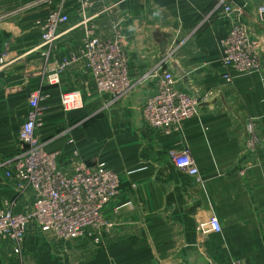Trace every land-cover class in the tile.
I'll list each match as a JSON object with an SVG mask.
<instances>
[{
    "label": "crops",
    "instance_id": "1",
    "mask_svg": "<svg viewBox=\"0 0 264 264\" xmlns=\"http://www.w3.org/2000/svg\"><path fill=\"white\" fill-rule=\"evenodd\" d=\"M37 2L0 0V56L6 55L0 66V209L16 196L1 164L18 152L30 95L41 85L46 98L38 134L47 149L62 151L63 166L76 150L91 166L106 163L121 177L119 204L132 205L117 215L108 212L115 227L97 245L91 238L63 242L31 225L21 246L0 240V264H264V72L223 65L222 40L233 21L218 0H129L103 18L109 28L124 21L133 79L154 72L169 48L149 32H185V45L170 65L178 88L200 100L199 113L170 135L143 119L154 80L116 103L97 93L83 62L70 66L59 84H42L45 50L37 48L35 21L46 11ZM234 2L243 24L264 43V20L255 10L264 0ZM83 33L76 28L65 34L56 56L79 53ZM69 91L81 92L83 112L62 111L60 96ZM96 111L100 115L92 116ZM72 121L78 123L70 126ZM184 149L191 152L199 180L169 156ZM31 201L30 193L23 196L16 211ZM211 216L219 218L220 234L198 230L208 227Z\"/></svg>",
    "mask_w": 264,
    "mask_h": 264
},
{
    "label": "built area",
    "instance_id": "2",
    "mask_svg": "<svg viewBox=\"0 0 264 264\" xmlns=\"http://www.w3.org/2000/svg\"><path fill=\"white\" fill-rule=\"evenodd\" d=\"M128 1L38 0L37 6L46 11L44 17L35 21L40 32L37 48L45 50L46 60L39 76L43 79L42 84L57 85L70 66L83 62L94 79L97 93L108 97L111 103L127 98L138 85L154 80L156 89L142 106L143 119L151 129L170 135L198 115L200 100L178 88L171 58L166 57L169 49L154 72L140 79L131 77L124 21L118 20L109 37L100 34L98 23L99 19L117 13ZM218 7L233 21L222 40L223 65L238 72L262 73L264 43L243 24L242 9L234 0H218ZM255 10L264 20V3L258 4ZM73 18L77 19L75 25ZM76 28L84 32L80 52L56 56L54 51L58 42ZM5 56H0V66L5 63ZM45 98L43 85L31 93L28 114L19 129V150L1 164L4 176L14 184L16 196L0 209V240L21 246L30 225L35 224L40 231L52 232L63 242L92 235L100 241L115 227L108 212L111 210L117 215L124 206L132 204H119L121 177L106 163L91 166L76 150L67 166H63L62 151L47 149L38 134L43 126L42 102ZM59 105L65 114L80 113L84 110L83 95L79 91L65 92L60 96ZM169 156L178 169L199 180V169L188 149L172 150ZM29 193L32 201L17 212L21 198ZM207 226L209 230L204 225L198 229L203 234H220L223 229L216 216L209 218ZM231 264L247 263L235 261Z\"/></svg>",
    "mask_w": 264,
    "mask_h": 264
},
{
    "label": "rangeland",
    "instance_id": "3",
    "mask_svg": "<svg viewBox=\"0 0 264 264\" xmlns=\"http://www.w3.org/2000/svg\"><path fill=\"white\" fill-rule=\"evenodd\" d=\"M115 14H117L116 13V11H115ZM105 19H101L100 20V22H99V29H100V34L102 35V36H104V37H109V36H111L112 34H113V29H112V27H108V25L105 23V21H104ZM102 25V26H101ZM103 26L105 27V28H103ZM108 33H110V35L108 34ZM185 32H174V31H163V32H149V35H151V34H154V35H156V36H158V37H161L163 40H164V42L166 43V46H168L169 48V52H168V55H166V53H165V55H166V57L169 59V58H172V57H174V56H176V55H178V53H179V48H181L182 46H183V44L185 43L184 41L186 40L185 38H184V34ZM153 36V35H152ZM188 40V39H187ZM179 42H182V43H179ZM185 45V44H184ZM263 62V61H262ZM263 69H264V67H263ZM263 72H264V70H263ZM262 72V73H263ZM83 112V111H82ZM99 113H101V111L99 112ZM97 115L98 114V111H96V112H93L92 113V116H94V115ZM66 115H75V114H66ZM100 114H98V116H99ZM85 117H87V115H85ZM85 119V118H84ZM83 119V120H84ZM78 123V121H72V123L70 124V126H73V125H75V124H77ZM87 124V122H85L83 125V127H85V125ZM110 212V211H109ZM217 217V216H216ZM199 227H201V225L200 226H198V228ZM207 228V230H209V226L208 227H205V229ZM38 229V228H37ZM39 230V229H38ZM199 230V229H198ZM112 232H113V230H112ZM112 232H110V234L112 233ZM202 232V231H201ZM110 234H108V235H106V236H109ZM105 236V237H106ZM104 237V238H105ZM85 238H91L90 240L92 241V243L93 244H95V245H97L100 241L99 240H96L95 239V236H86Z\"/></svg>",
    "mask_w": 264,
    "mask_h": 264
},
{
    "label": "bare ground",
    "instance_id": "4",
    "mask_svg": "<svg viewBox=\"0 0 264 264\" xmlns=\"http://www.w3.org/2000/svg\"><path fill=\"white\" fill-rule=\"evenodd\" d=\"M111 211V210H110ZM32 225H34V226H36L35 224H32ZM31 226V225H30ZM37 227V226H36ZM30 228V227H29ZM29 230V229H28ZM43 232V231H42ZM236 261H239V260H236ZM233 262H235V261H233ZM242 262V261H241ZM232 263V262H231ZM231 263H229V264H231Z\"/></svg>",
    "mask_w": 264,
    "mask_h": 264
}]
</instances>
